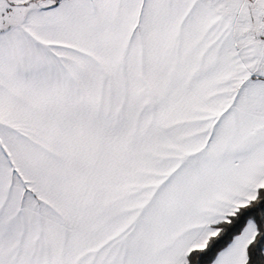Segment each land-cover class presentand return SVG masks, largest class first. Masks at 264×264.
Here are the masks:
<instances>
[{
	"label": "snow or ice",
	"instance_id": "obj_1",
	"mask_svg": "<svg viewBox=\"0 0 264 264\" xmlns=\"http://www.w3.org/2000/svg\"><path fill=\"white\" fill-rule=\"evenodd\" d=\"M0 264H264V0H0Z\"/></svg>",
	"mask_w": 264,
	"mask_h": 264
}]
</instances>
